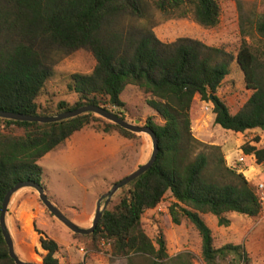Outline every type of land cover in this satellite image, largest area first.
Masks as SVG:
<instances>
[{
	"label": "trees",
	"instance_id": "obj_1",
	"mask_svg": "<svg viewBox=\"0 0 264 264\" xmlns=\"http://www.w3.org/2000/svg\"><path fill=\"white\" fill-rule=\"evenodd\" d=\"M148 3L165 20L188 18L204 28H214L220 21L219 0H0V109L49 115L94 104L116 107L121 115L124 87L130 84L142 90L149 95L146 104L162 120L155 122L154 115L145 120L158 138L157 158L121 189L118 201L107 207L91 234L78 236L95 250L106 243L112 257L126 258L128 264H193L190 252L171 257L164 236L158 233L152 240L142 228L144 212L169 191L174 199L168 206L170 219L176 225L186 219L195 227L202 264H250L241 245L214 246L202 215L215 216L219 226L229 224L224 216L228 212L258 216L255 187L226 165L222 154L214 167L202 152L192 158L200 141L191 134L190 110L197 94L212 104L213 122L223 129L236 133L264 130V11L243 12L237 1L241 43L236 61L251 94L231 113L216 94L229 74L228 61L219 59L221 48L184 37L162 42L150 26L135 38L122 39L110 32L115 17L142 18ZM53 48L85 49L94 56L90 73L69 77L67 88L79 96L73 106L60 101L51 109L37 102L52 74L47 61ZM89 125L129 139L136 136L90 112L54 123L0 118V211L4 195L18 181L33 180L45 187L39 159ZM13 127L23 133L14 134ZM241 148L246 155L253 154L257 163L264 160L263 149L249 143ZM37 232L45 251L42 264H59L58 243ZM0 264H15L1 230Z\"/></svg>",
	"mask_w": 264,
	"mask_h": 264
},
{
	"label": "rangeland",
	"instance_id": "obj_2",
	"mask_svg": "<svg viewBox=\"0 0 264 264\" xmlns=\"http://www.w3.org/2000/svg\"><path fill=\"white\" fill-rule=\"evenodd\" d=\"M237 1L243 12L264 11V0H219V24L214 28H204L188 18L165 20L148 3L143 11L144 17L119 15L114 18L109 30L126 39L137 37L150 26L155 37L162 42L184 37L221 48L223 52L219 59L228 61L229 74L216 94L225 102L229 111L235 113L251 94L236 61L241 43ZM47 63L52 74L37 102L51 109L60 101L73 106L79 96L67 88L69 77L74 73H90L95 66L93 54L85 49L66 52L53 48ZM120 98L125 103L124 109L120 110L121 115L116 112V107H104L128 121H138L141 125L151 115H154L155 122L162 123L146 104L149 95L137 87L126 85ZM213 118L212 104L201 100L196 94L190 110L191 134L200 144L192 158L202 152L208 156L210 166L214 167L216 157L222 154L226 165L241 173L252 186L257 181L264 182V160L257 163L253 154L246 155L241 148L244 143H249L264 150V130L255 128L236 133L214 124ZM12 132L22 134L23 129L13 127ZM151 151L152 141L146 133H138L129 139L116 131L104 133L94 125H89L44 155L38 164L42 169V182L51 200L76 224L89 227L100 195L107 192L112 183L146 162ZM241 156H244V160L239 162L237 159ZM120 193L121 189L108 206L118 201ZM173 201L171 193L167 191L153 209L144 212L142 228L152 240L158 233L164 236L169 256L190 252L193 264H202L200 236L195 227L186 219H182L178 225L170 219L168 206ZM224 216L229 219L227 226H219L213 215H202L211 229L214 246L217 248L227 243L241 245L250 264H264V223L260 217L236 212H228ZM5 222L13 239L14 250L23 260L42 263L45 251L40 247L37 232L41 230L58 243L59 249L55 256L59 264H128L126 258L112 257L106 243H100L97 245L98 250H95L86 238L70 231L48 211L33 188H22L11 196Z\"/></svg>",
	"mask_w": 264,
	"mask_h": 264
},
{
	"label": "water",
	"instance_id": "obj_3",
	"mask_svg": "<svg viewBox=\"0 0 264 264\" xmlns=\"http://www.w3.org/2000/svg\"><path fill=\"white\" fill-rule=\"evenodd\" d=\"M88 112L96 114L109 122L115 123L121 128L128 130L132 133L148 134L152 141L151 155L147 159L146 162L138 165L137 168L131 171L129 174H127L120 180L112 183L109 190L100 195V197L96 201L95 213H94L91 225L89 227H82L76 224L74 221H72L59 208V206L56 205V203H54L51 200V198L46 193V188L40 183L35 182L33 180H23V181H18L17 183H15L14 186L10 188L4 195L2 204H1V211H0L1 234L7 246L8 255L14 261L15 264H42V263H36V262H31V261H26V260L21 259L14 250L13 239L10 235V232L5 222V214H6L7 207L11 199V196L16 191L22 188H27V187L35 189L38 194V198L43 203V205L64 226H66L73 233L81 234V235H88V234H91L95 230L98 222L102 218L105 210L107 209L110 201L112 200L116 192L122 189L124 186H126L128 183H130L134 179H136L138 176L146 172L153 165V163L155 162L157 158V154L159 151L158 138L156 134L154 133V131L148 125L146 124L141 125L139 124L138 121H135V122L128 121L127 119L121 117L120 115L100 105L87 104V105H82V106H79L71 110H65V111H61V112H57V113H53L49 115H39V114L31 115V114H24V113L12 112V111H5V110L0 109V118L9 119L13 121L54 123V122H59V121L66 120L69 118H73V117H76V116H79L81 114L88 113ZM102 200L104 201L103 204H101Z\"/></svg>",
	"mask_w": 264,
	"mask_h": 264
},
{
	"label": "built area",
	"instance_id": "obj_4",
	"mask_svg": "<svg viewBox=\"0 0 264 264\" xmlns=\"http://www.w3.org/2000/svg\"><path fill=\"white\" fill-rule=\"evenodd\" d=\"M239 162H242L244 160V156H241L237 159ZM258 203L260 205V212L258 216L264 223V182L263 181H257L254 185Z\"/></svg>",
	"mask_w": 264,
	"mask_h": 264
}]
</instances>
